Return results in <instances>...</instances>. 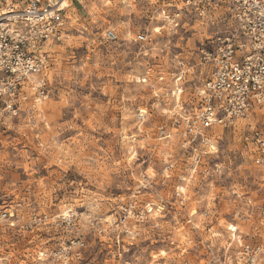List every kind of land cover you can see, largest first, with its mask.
Wrapping results in <instances>:
<instances>
[{
	"label": "rangeland",
	"instance_id": "rangeland-1",
	"mask_svg": "<svg viewBox=\"0 0 264 264\" xmlns=\"http://www.w3.org/2000/svg\"><path fill=\"white\" fill-rule=\"evenodd\" d=\"M168 1H69L68 36L44 48L49 98L0 110V264H63L54 253L73 242L84 245L69 264H226L234 232L264 237V173L241 155L264 110L221 131L204 166L221 170L189 179L185 208L179 172L164 184L166 152L181 148L175 120L208 78L207 39L236 32L223 9L170 28L156 12ZM131 205L135 237L121 223Z\"/></svg>",
	"mask_w": 264,
	"mask_h": 264
},
{
	"label": "built area",
	"instance_id": "built-area-1",
	"mask_svg": "<svg viewBox=\"0 0 264 264\" xmlns=\"http://www.w3.org/2000/svg\"><path fill=\"white\" fill-rule=\"evenodd\" d=\"M69 1L0 0V110L13 111L21 103L37 108L49 98L45 79L49 58L44 48L47 43L68 36ZM218 9L233 20L236 32L216 41L207 39L214 44L201 52L208 78L198 88L196 104L182 108L175 120L180 152H166L164 184L172 181L174 172H179L181 184L175 188L173 197L183 208L189 201V179L221 170L218 164L209 166L210 169L204 167L220 155L221 131L233 129L239 121L264 110V0H169L156 12L163 15L165 25L177 29L184 23L187 11L203 16ZM105 38L114 42L119 37L111 29ZM137 39L143 42L147 37L139 34ZM249 127L243 137L241 155L264 173V121L258 120ZM171 136L168 133L165 138ZM133 214L131 205L121 223L135 237L138 231L126 224ZM195 214H188L189 222ZM238 237L234 232L230 238L229 249L233 254L227 257L226 264H264V237ZM72 245L83 247L84 242ZM74 246L54 255L63 264H69L75 259L72 256L81 258L82 252L74 251Z\"/></svg>",
	"mask_w": 264,
	"mask_h": 264
},
{
	"label": "bare ground",
	"instance_id": "bare-ground-1",
	"mask_svg": "<svg viewBox=\"0 0 264 264\" xmlns=\"http://www.w3.org/2000/svg\"><path fill=\"white\" fill-rule=\"evenodd\" d=\"M157 30H158V28H157ZM42 105V104H41Z\"/></svg>",
	"mask_w": 264,
	"mask_h": 264
}]
</instances>
